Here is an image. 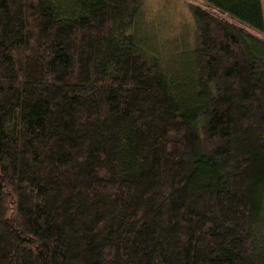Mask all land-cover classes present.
<instances>
[{"label":"trees","instance_id":"1","mask_svg":"<svg viewBox=\"0 0 264 264\" xmlns=\"http://www.w3.org/2000/svg\"><path fill=\"white\" fill-rule=\"evenodd\" d=\"M146 1L0 0V264H264L263 2Z\"/></svg>","mask_w":264,"mask_h":264},{"label":"rangeland","instance_id":"2","mask_svg":"<svg viewBox=\"0 0 264 264\" xmlns=\"http://www.w3.org/2000/svg\"><path fill=\"white\" fill-rule=\"evenodd\" d=\"M195 0H147L145 5V34L153 47L172 50L179 46L180 39L193 36V17L189 8ZM263 7H264V0ZM146 42V44H147ZM153 45V46H152ZM152 46V47H151Z\"/></svg>","mask_w":264,"mask_h":264}]
</instances>
